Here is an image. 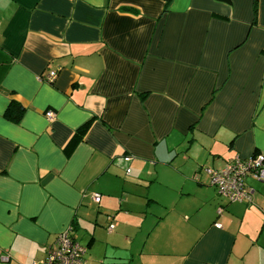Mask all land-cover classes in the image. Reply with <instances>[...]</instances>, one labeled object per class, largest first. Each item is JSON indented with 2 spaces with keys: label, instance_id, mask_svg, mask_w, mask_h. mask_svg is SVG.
<instances>
[{
  "label": "crops",
  "instance_id": "0c3cea01",
  "mask_svg": "<svg viewBox=\"0 0 264 264\" xmlns=\"http://www.w3.org/2000/svg\"><path fill=\"white\" fill-rule=\"evenodd\" d=\"M254 155L264 0H0V264L69 227L83 264H264V182L204 171Z\"/></svg>",
  "mask_w": 264,
  "mask_h": 264
},
{
  "label": "built area",
  "instance_id": "2783aa9c",
  "mask_svg": "<svg viewBox=\"0 0 264 264\" xmlns=\"http://www.w3.org/2000/svg\"><path fill=\"white\" fill-rule=\"evenodd\" d=\"M57 73L51 72L48 82L53 83ZM47 118L51 121L55 118V113L48 111ZM130 157H125V161H130ZM210 179V184L216 189L218 195L225 198L229 203H245L252 201V189L248 186L249 179L264 182V156L254 155L247 159L235 157L218 170L204 169ZM130 171L128 170L127 173ZM101 195L92 194V200L100 204ZM221 213V210L219 211ZM109 230L115 229L113 217L108 216ZM221 228L220 225H216ZM86 248L75 239L72 227L59 234L54 244L48 247L46 259L43 264H83ZM7 261V259H5Z\"/></svg>",
  "mask_w": 264,
  "mask_h": 264
},
{
  "label": "trees",
  "instance_id": "16d2710c",
  "mask_svg": "<svg viewBox=\"0 0 264 264\" xmlns=\"http://www.w3.org/2000/svg\"><path fill=\"white\" fill-rule=\"evenodd\" d=\"M16 107H20L19 104L16 103L15 101H11V103H10V105H9L7 111H6V117L8 119H10L11 121L15 122V123H19L21 118H22V113L20 111H18L16 113L15 112L16 110H14V108H16ZM89 126H90V124L87 123V124L83 125L82 127H80L77 130L76 136H75V139H74V143L75 144H77L78 142H80L82 140V138L86 134Z\"/></svg>",
  "mask_w": 264,
  "mask_h": 264
}]
</instances>
